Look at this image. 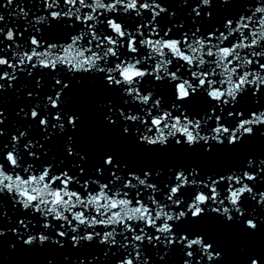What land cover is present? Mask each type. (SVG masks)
<instances>
[{
    "label": "snow or ice",
    "instance_id": "6c2138e0",
    "mask_svg": "<svg viewBox=\"0 0 264 264\" xmlns=\"http://www.w3.org/2000/svg\"><path fill=\"white\" fill-rule=\"evenodd\" d=\"M89 83L102 128L174 162L81 150L66 90ZM17 84L11 129L0 107V249L11 233L98 250L78 264H220L209 221L264 222V154L188 162L264 137V0H0V96Z\"/></svg>",
    "mask_w": 264,
    "mask_h": 264
},
{
    "label": "water",
    "instance_id": "95a60500",
    "mask_svg": "<svg viewBox=\"0 0 264 264\" xmlns=\"http://www.w3.org/2000/svg\"><path fill=\"white\" fill-rule=\"evenodd\" d=\"M170 7L175 8L177 5L173 4ZM4 11L7 14L9 9ZM73 84L75 85V81ZM16 88H18V84L15 88L6 89L0 96L2 98L0 107H2L6 117L4 123L6 129H11L19 119L16 113L18 108L24 104V100ZM66 95L68 109L82 116V127L74 133L81 150L96 154L104 148L110 147L122 153L126 160L136 165L167 166L174 162V157L157 158L152 154L139 152L130 145L122 143L114 133L102 128L96 107V101L102 93L94 84L76 85L66 90ZM261 154H264V137L257 135V137L250 138L238 150L232 152H216L214 150L213 154L202 156L199 150H193L188 162L199 165L205 171L223 170L244 156ZM260 215L264 216V212H261ZM258 223H261L260 228L255 233L249 234L247 230L241 231L225 227L216 221L208 222V230L214 235L223 252L224 259L220 264H244L247 253H259L264 248V222L258 221ZM5 226L10 227L11 225L6 223ZM2 239L0 264H48L49 260L52 261V264H73V261L76 260L78 264L77 258L98 254V250L91 245L72 248L69 243L65 248H58L49 242L43 246L37 244L28 248L17 242L16 237L11 233ZM13 242L17 243L15 250L10 248V244ZM66 256L68 257L67 260H65ZM85 264H87V260H85Z\"/></svg>",
    "mask_w": 264,
    "mask_h": 264
}]
</instances>
